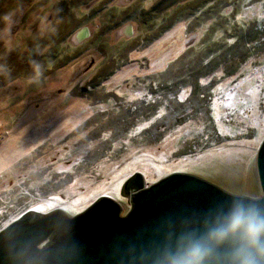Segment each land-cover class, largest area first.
I'll use <instances>...</instances> for the list:
<instances>
[{"label": "rangeland", "instance_id": "1", "mask_svg": "<svg viewBox=\"0 0 264 264\" xmlns=\"http://www.w3.org/2000/svg\"><path fill=\"white\" fill-rule=\"evenodd\" d=\"M163 1L0 0V228L29 210L73 216L101 196L127 215L136 172L147 186L184 172L260 196L264 42L245 45L235 75L223 62L231 37L264 26V0H211L210 19L186 11L206 0L162 12Z\"/></svg>", "mask_w": 264, "mask_h": 264}, {"label": "water", "instance_id": "2", "mask_svg": "<svg viewBox=\"0 0 264 264\" xmlns=\"http://www.w3.org/2000/svg\"><path fill=\"white\" fill-rule=\"evenodd\" d=\"M256 169L258 197L184 172L147 186L136 172L123 186L132 206L127 215L122 202L110 196L73 216L62 208L29 210L0 230V264H170L193 242L211 249L204 264H237L245 225H233V209H253L264 218V140ZM217 233L223 239H214Z\"/></svg>", "mask_w": 264, "mask_h": 264}, {"label": "clouds", "instance_id": "3", "mask_svg": "<svg viewBox=\"0 0 264 264\" xmlns=\"http://www.w3.org/2000/svg\"><path fill=\"white\" fill-rule=\"evenodd\" d=\"M232 223L245 225L244 246L235 254L237 264H260L264 258V218L253 209L243 207L233 209ZM214 239H223V233H217ZM211 249L199 242L185 246L170 260V264H204Z\"/></svg>", "mask_w": 264, "mask_h": 264}, {"label": "trees", "instance_id": "4", "mask_svg": "<svg viewBox=\"0 0 264 264\" xmlns=\"http://www.w3.org/2000/svg\"><path fill=\"white\" fill-rule=\"evenodd\" d=\"M167 0H165V1H163L161 4H159V6H162V5H164L165 3H167L166 2ZM175 0H168V3L170 2H174ZM178 1H176V3H177ZM211 2H214V1H209V0H206L205 2H202V4L201 5H197L196 3L193 5V3H191V2H188V5H186V11H187V14H188V18H192V17H194V16H196V17H198L197 15V13L198 12H200V13H206L207 15V19H210V17H212L213 15H212V12H216V10H215V5H217V2L215 1V3H211ZM168 5L169 4H165L164 5V8H162L161 10H162V12H165V11H167L168 10ZM159 6H156V7H152L150 10H149V12L147 11L146 12V14H149L150 15V17L149 18H147L146 20H149V21H151V20H155V17L157 16V13H155V11H156V9L159 7ZM200 9H202L201 11H200ZM142 10H144V9H142ZM193 10H195V11H193ZM151 11H153V12H151ZM182 12L181 13H179L176 17H173V18H171L170 20H173V22L170 24V26H168V25H166L165 27H167L165 30H163L162 31V35H160L159 37H156L155 38V41H157V40H159L165 33H167L169 30H171L172 28H174V26H176V24H177V22H179V21H181V20H177L178 18H182ZM186 15V14H185ZM210 15H212V16H210ZM264 26L262 27V28H259L258 26H255V25H253V26H251L250 27V30H249V32H246V33H244V34H242L239 38L238 37H231V38H235V42L233 43V44H231V46H229L228 48H229V50H230V52H231V54L227 57V59L225 60V62H223L224 63V66L226 67V68H229V65H230V69H231V71H228L229 73H234L236 70H237V68L238 67H240V65H241V63H242V61H243V58H246V56H247V54H248V50H244V47H245V45L246 44H251L252 42L254 43V46L253 47H251V45H250V49L252 50L251 51V54L253 53V52H255L256 50H258V48H260V46L263 44V42H264V37L263 36H261L263 33H264ZM261 33V34H260ZM154 41V42H155ZM153 42V43H154ZM217 46H218V44H216ZM227 48V49H228ZM238 49H240V50H238ZM233 51H238V52H236L235 54V60H233V59H230L232 56H233ZM230 59V60H229ZM215 60V59H214ZM213 60V61H214ZM202 74H205L206 75V73L205 72H203ZM233 75H235V73L233 74ZM203 77H205V76H203ZM198 87V86H197ZM193 90H195L194 91V97L195 98H197V99H199V100H201L200 99V97H201V94H205V93H203V92H201V89H198V88H195L194 87V89ZM199 90H200V92H199ZM176 90L174 89H172V90H170V92H169V95H170V93L171 92H173L172 94L173 95H175L176 94V92H175ZM168 92V91H167ZM178 96V95H177ZM205 96L207 97L208 96V94L206 95L205 94ZM192 95H191V97L189 96V98H188V100L187 101H185V100H179V97L176 99V101L175 102H177L178 104L177 105H179L180 107L181 106H184V104L185 103H188V101H191L192 100ZM204 98V97H203ZM208 98V97H207ZM208 100V99H207ZM206 100V102H205V99H204V102H205V105H204V107H206V109H207V103H208V101ZM193 102V101H192ZM204 104V103H203ZM134 107H135V109L134 110H137V109H139L141 112H143V106L141 105V104H138V103H135L134 104ZM190 108V107H189ZM208 108H209V105H208ZM184 109V107H182L181 108V111ZM209 113V112H208ZM160 118H161V120H163L162 118H164V117H162V115H160L158 118H157V120L159 121L160 120ZM141 120V119H140ZM139 120V121H140ZM154 119L153 118H151V119H149V121H148V123H150L151 122V125L153 124H155V123H157L158 121L157 120H155V121H153ZM141 121H143V122H145L144 121V119H142ZM152 125V126H153ZM151 126L149 125V128H150ZM149 128L148 127H146V128H144V131H143V133L146 135L147 133H148V131H149ZM151 129H152V127H151ZM150 129V130H151ZM147 136V135H146ZM11 209H12V207H11ZM0 229H2V228H0Z\"/></svg>", "mask_w": 264, "mask_h": 264}]
</instances>
